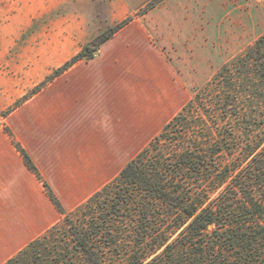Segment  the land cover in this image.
Wrapping results in <instances>:
<instances>
[{"label": "trees", "instance_id": "trees-1", "mask_svg": "<svg viewBox=\"0 0 264 264\" xmlns=\"http://www.w3.org/2000/svg\"><path fill=\"white\" fill-rule=\"evenodd\" d=\"M131 20L106 26L53 76ZM72 210L2 264H264V32Z\"/></svg>", "mask_w": 264, "mask_h": 264}, {"label": "crops", "instance_id": "crops-1", "mask_svg": "<svg viewBox=\"0 0 264 264\" xmlns=\"http://www.w3.org/2000/svg\"><path fill=\"white\" fill-rule=\"evenodd\" d=\"M49 1L51 8L67 2ZM143 1L108 0L104 28L129 16L131 20L102 43L91 60L75 62L48 82L41 124L14 130L41 175L47 162L60 166L55 164L63 159L59 149L68 148L65 159L71 170L58 187L61 194L70 187L72 199L86 200L99 189L93 187L125 153L142 150L179 102L171 67L146 30L144 15L133 16ZM165 86L172 89L166 95ZM100 168L106 173L101 175ZM36 180L19 152L0 145V264L49 228L58 213Z\"/></svg>", "mask_w": 264, "mask_h": 264}, {"label": "rangeland", "instance_id": "rangeland-1", "mask_svg": "<svg viewBox=\"0 0 264 264\" xmlns=\"http://www.w3.org/2000/svg\"><path fill=\"white\" fill-rule=\"evenodd\" d=\"M141 4L133 16L144 15L142 22L165 65L171 67L173 88L180 94L172 114L146 145L191 98V88L206 83L224 62L264 32V0H145ZM107 20L108 0H67L61 8H51L49 0H0V145L19 152L14 130L24 132L43 122L44 88L54 79L55 70L100 34ZM170 90L165 86L164 94ZM137 152L125 153L108 173L100 168V174L106 175L93 189L114 178ZM59 153L63 159L55 164L61 165L47 162L40 175L72 210L85 196L72 199L70 187L60 193L58 185L71 165L65 159L68 148L60 147ZM57 171L62 175H55ZM36 179V186L45 192ZM58 218L55 213L53 224Z\"/></svg>", "mask_w": 264, "mask_h": 264}, {"label": "water", "instance_id": "water-1", "mask_svg": "<svg viewBox=\"0 0 264 264\" xmlns=\"http://www.w3.org/2000/svg\"><path fill=\"white\" fill-rule=\"evenodd\" d=\"M94 53H97V51H94Z\"/></svg>", "mask_w": 264, "mask_h": 264}]
</instances>
